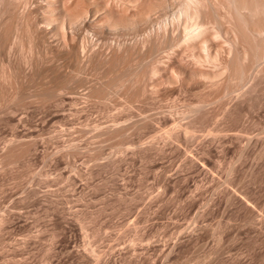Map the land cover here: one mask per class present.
Returning a JSON list of instances; mask_svg holds the SVG:
<instances>
[{"label": "bare ground", "instance_id": "bare-ground-1", "mask_svg": "<svg viewBox=\"0 0 264 264\" xmlns=\"http://www.w3.org/2000/svg\"><path fill=\"white\" fill-rule=\"evenodd\" d=\"M0 127L1 162L40 153L25 174L41 180L141 153L203 167L231 139L262 160L264 0H0Z\"/></svg>", "mask_w": 264, "mask_h": 264}, {"label": "rangeland", "instance_id": "rangeland-1", "mask_svg": "<svg viewBox=\"0 0 264 264\" xmlns=\"http://www.w3.org/2000/svg\"><path fill=\"white\" fill-rule=\"evenodd\" d=\"M259 117L241 122L244 130L252 135ZM214 143L203 167L141 153L119 166L81 165L95 177L80 179L29 177L40 153L14 165L0 160V264H264V158L253 157L258 144L241 157L234 139ZM155 169L173 177L151 175Z\"/></svg>", "mask_w": 264, "mask_h": 264}]
</instances>
